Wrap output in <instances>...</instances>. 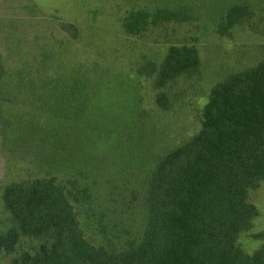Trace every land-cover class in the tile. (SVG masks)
I'll use <instances>...</instances> for the list:
<instances>
[{
  "label": "rangeland",
  "instance_id": "rangeland-1",
  "mask_svg": "<svg viewBox=\"0 0 264 264\" xmlns=\"http://www.w3.org/2000/svg\"><path fill=\"white\" fill-rule=\"evenodd\" d=\"M241 1L245 18L219 32L229 0H0V233L14 226L4 187L35 172L88 188L80 223L90 243L111 248L116 232L138 224L137 210L121 202L126 190L199 131L214 83L262 56L264 0ZM157 6L181 19L123 31L128 11L152 14ZM181 43L198 48L200 69L167 86L172 106L162 110L153 78L137 68ZM249 200L258 215L238 243L252 252L262 243L254 234L264 230V181ZM42 241L20 235L0 264H20L21 253H35Z\"/></svg>",
  "mask_w": 264,
  "mask_h": 264
},
{
  "label": "trees",
  "instance_id": "trees-1",
  "mask_svg": "<svg viewBox=\"0 0 264 264\" xmlns=\"http://www.w3.org/2000/svg\"><path fill=\"white\" fill-rule=\"evenodd\" d=\"M247 13L244 1L229 0L218 31ZM179 19L177 10L157 6L152 14L132 9L120 24L137 35L151 21ZM200 65L195 45L170 44L160 62L146 60L137 73L153 78L155 102L169 110L167 86ZM47 135L42 132V139ZM263 181L264 51L255 64L210 87L199 131L159 156L143 185L126 190L121 202L137 210L138 224L116 232L111 248L90 243L81 227L88 188L35 172L3 189L14 226L0 233V254L13 252L25 235L44 241L35 253L22 252L20 264H264V230L254 234L262 243L252 252L238 243L258 215L250 191Z\"/></svg>",
  "mask_w": 264,
  "mask_h": 264
}]
</instances>
